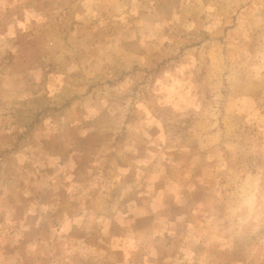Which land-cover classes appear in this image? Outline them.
<instances>
[{
  "label": "rangeland",
  "instance_id": "374dc122",
  "mask_svg": "<svg viewBox=\"0 0 264 264\" xmlns=\"http://www.w3.org/2000/svg\"><path fill=\"white\" fill-rule=\"evenodd\" d=\"M15 1L0 0V36L12 31ZM258 4L259 26L235 31L243 44L230 32L210 55L187 36L155 44L154 30L132 28V42L143 35L148 44L127 46L124 69L106 73L112 62L79 54L73 72L81 77L71 78L80 91L58 92L55 76L49 94L33 92L50 107L37 100L10 119L7 110L0 264H264V207L259 221L230 211L248 177L264 197V0ZM14 59L0 53V70L21 71ZM58 62L35 69L53 74ZM6 81L0 76V88ZM240 82L256 90L227 113Z\"/></svg>",
  "mask_w": 264,
  "mask_h": 264
},
{
  "label": "crops",
  "instance_id": "0c3cea01",
  "mask_svg": "<svg viewBox=\"0 0 264 264\" xmlns=\"http://www.w3.org/2000/svg\"><path fill=\"white\" fill-rule=\"evenodd\" d=\"M33 3L34 0H28V4L15 1L12 8L18 15L6 24L12 31L0 36V53L13 54L14 60L24 65L21 71L18 68H7V72L0 70L1 78H8L5 87L0 88V127L7 121L5 114L8 109L11 111L9 119L13 116L12 112L25 109L26 106L36 109L38 99L33 92H37L39 97L49 94L52 77L62 78L58 92L66 95L73 90L80 91L81 88H76V81H80L82 72L80 69L77 70L79 74L73 72L78 68L74 67V63L80 57L79 54L83 56L89 52L92 54L90 59H100L107 66L112 62L106 73L116 68L124 69L125 63H129V59L124 61L125 52L129 50L127 46L132 43L148 44L143 35L132 42V28L154 30L155 39L152 43L155 44H163L168 38L169 43L175 44L177 37L187 36L189 43H201L204 49L209 48L211 55V51L215 52L218 46L224 45L230 32L234 36V43L239 44L240 38L236 37L235 31L258 27L259 16L263 13L258 0H40L37 5ZM60 21L68 27L64 34L60 32ZM116 29H122L117 33V41ZM163 30L167 31L164 33ZM181 31L184 33H178ZM116 43L122 45L119 52L114 48ZM46 60L60 62L53 74L35 69L38 62ZM72 74L79 77L72 79ZM95 75L99 78L104 76L99 73ZM29 79L32 82L38 80L36 88L34 85L30 87ZM254 90L255 86L250 82L236 85L232 90V99L226 103V112L233 109L236 98L251 96ZM10 98L12 100H8ZM38 101L39 108L50 107L49 97ZM27 121L25 118L16 119L18 124ZM4 144V138L0 136V150Z\"/></svg>",
  "mask_w": 264,
  "mask_h": 264
},
{
  "label": "clouds",
  "instance_id": "9594fccd",
  "mask_svg": "<svg viewBox=\"0 0 264 264\" xmlns=\"http://www.w3.org/2000/svg\"><path fill=\"white\" fill-rule=\"evenodd\" d=\"M257 183L258 181L253 182L251 177L246 178L240 188L237 206L230 209L232 215L241 221L260 219L258 213L261 207H264V197L259 195Z\"/></svg>",
  "mask_w": 264,
  "mask_h": 264
}]
</instances>
